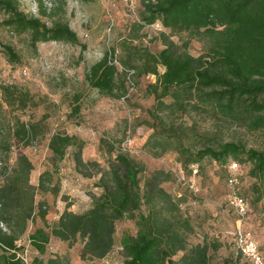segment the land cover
Instances as JSON below:
<instances>
[{
  "label": "trees",
  "instance_id": "trees-1",
  "mask_svg": "<svg viewBox=\"0 0 264 264\" xmlns=\"http://www.w3.org/2000/svg\"><path fill=\"white\" fill-rule=\"evenodd\" d=\"M0 13L4 15L0 26L27 33L34 48L48 40L79 42L67 22L60 19L48 26L39 17L21 11L18 0H0ZM138 15L132 26L146 29L159 24L157 35L163 48L156 54L147 48L133 50L128 54L139 65L122 60V71L114 62L117 60L114 51L108 50L88 68L87 84L104 96L120 99L135 86L136 76L151 74L155 79L147 88L154 98L150 111L153 132L145 146L153 156L175 148L189 174L191 165H198L206 157L221 164L230 158L238 160L239 165L249 163L252 192L256 201H264V150L248 148L240 140L222 141L213 133L197 130L191 135L205 142L192 150L181 143L179 134L188 132V128L182 130V124L175 119L177 113L195 111L221 124H234L264 134V0H142ZM182 33L202 43L203 51L199 55L187 50V40L179 45L172 39ZM0 46L12 61L17 60L10 45L0 42ZM126 70L134 71L132 85L128 83ZM0 88L5 101L17 109L26 108L31 101L26 91L13 86ZM78 101L76 96L75 113L79 111ZM16 122V136L30 138L36 125ZM69 147L73 148L72 158L78 173L89 178L98 175L93 189L100 188V192L91 193L89 205L81 212L70 210L67 205L53 223L47 221V203L41 197L60 193V188L51 184L52 172L43 171L38 183L33 185L30 182L33 164L26 155L19 154L13 162L2 163L0 264H25L20 257L23 248L18 242L35 216L43 226L27 236L30 245L41 255L52 238H57L68 247L80 240L83 260L104 259L114 249L116 223L129 219L134 221L136 233H125L121 239L123 264H240L239 258L249 264L231 236L235 257L219 256L223 244L218 239L203 237L191 243L189 238L195 233V225L183 212L182 199L174 197L162 185L170 179L168 172L154 169L143 175L145 166L121 151L109 160L107 168H101L97 161L83 159V140L62 132H54L48 143L54 168H58ZM238 192L247 199L249 212L247 195L240 189ZM37 195L41 197L38 201ZM64 260L55 256L46 262L64 264ZM33 261L44 264L42 258Z\"/></svg>",
  "mask_w": 264,
  "mask_h": 264
},
{
  "label": "rangeland",
  "instance_id": "rangeland-1",
  "mask_svg": "<svg viewBox=\"0 0 264 264\" xmlns=\"http://www.w3.org/2000/svg\"><path fill=\"white\" fill-rule=\"evenodd\" d=\"M18 5L21 11L39 17L48 26L60 19L67 22L79 41L48 40L34 48L27 33L0 26V42L10 45L18 57L12 61L0 46V87L13 86L26 91L31 99L26 108L17 109L5 101L0 88V163L9 164L19 154L26 155L33 164L30 173L33 185L38 183L43 171L52 172L51 184L60 188L62 194L41 196L47 203V221L55 222L67 205L77 212L83 211L90 203L91 193L100 192V188L93 189L98 175L89 178L77 172L72 147L67 149L58 168L51 165L48 143L54 132H62L83 140V159L97 161L101 168H107L109 160L121 151L145 166L143 175L154 169L168 172L170 179L162 185L174 197L182 199L183 212L191 218L196 229L190 235L191 243L199 242L203 237L218 239L223 244L218 252L222 257H235L228 231L235 228L237 216L226 199L234 189H240L247 195L250 206L243 226L251 231L264 251V201H256L252 192L249 163H240L236 172L238 184L233 186L228 182L229 167L238 160L230 158L221 164L206 157L198 163V190L192 191L188 186V167L180 162L175 148L155 157L145 146L153 132L150 111L154 106V98L147 86L155 77L151 74L136 76L135 86L120 99L104 96L86 82L88 68L108 50L114 51L120 64L117 69L122 71V60L139 65L138 60L128 54L133 50L147 48L156 54L163 48L157 35L160 26L146 29L132 26L142 10V0H18ZM3 18L0 13V21ZM172 39L179 45L187 40V50L194 56L203 51L202 43L186 33L174 35ZM119 77L123 78V75ZM76 96H79L78 113L73 108ZM175 119L182 124V130L188 128L187 133L180 131L179 134L181 143L192 150L205 142L193 138L194 130L213 133L222 141L240 140L248 148L264 150V134L252 133L234 124H221L205 113L186 111L181 115L177 113ZM16 120L36 125L30 138L16 136ZM128 142L127 149L123 150ZM89 169L94 171L92 166ZM41 197L37 195L36 200ZM40 226L43 222L35 216L18 242L23 248L21 255H26L30 264H35V258H42L47 264L46 260L55 256L64 257V264H123L121 239L125 233H136L133 220L118 221L113 251L104 259L83 260L80 258V240L68 247L65 242L52 238L46 252L39 254L30 245L27 235ZM239 262L245 264L242 258Z\"/></svg>",
  "mask_w": 264,
  "mask_h": 264
},
{
  "label": "built area",
  "instance_id": "built-area-1",
  "mask_svg": "<svg viewBox=\"0 0 264 264\" xmlns=\"http://www.w3.org/2000/svg\"><path fill=\"white\" fill-rule=\"evenodd\" d=\"M155 25L157 26V28L159 27V24H155ZM114 62L116 65H120L117 60H115ZM126 73H127L128 83L129 85H132L133 82L131 77L134 71L126 70ZM128 140L129 139H127V141ZM128 145L129 142L123 146V150H126ZM11 162H13V160ZM1 165L2 163H0V166ZM239 168L240 165L238 162H232L230 164L229 170L231 172L228 176V182L233 186L238 184V175L236 172L237 170H239ZM198 174H199L198 165L196 164L191 165V174L188 179V186L192 191L198 190L197 181H196V177L198 176ZM226 203L230 207V209H232L234 214L237 216L235 228L232 231H228L229 232L228 234H230V236L233 238L236 249L249 262V264H264V252L260 249L251 231L244 228L243 226V222L245 221L248 215L247 199L234 189L228 195L226 199ZM20 257L25 264H30V261L26 255H20Z\"/></svg>",
  "mask_w": 264,
  "mask_h": 264
},
{
  "label": "crops",
  "instance_id": "crops-1",
  "mask_svg": "<svg viewBox=\"0 0 264 264\" xmlns=\"http://www.w3.org/2000/svg\"><path fill=\"white\" fill-rule=\"evenodd\" d=\"M60 193H61V190H60ZM61 194H62V193H61ZM69 209L75 211V210L73 209V207H71V208H69Z\"/></svg>",
  "mask_w": 264,
  "mask_h": 264
}]
</instances>
